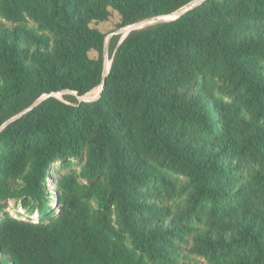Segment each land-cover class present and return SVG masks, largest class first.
<instances>
[{
  "label": "trees",
  "instance_id": "1",
  "mask_svg": "<svg viewBox=\"0 0 264 264\" xmlns=\"http://www.w3.org/2000/svg\"><path fill=\"white\" fill-rule=\"evenodd\" d=\"M193 1L0 0V129L71 92L0 131V264H264V0L114 35L104 76Z\"/></svg>",
  "mask_w": 264,
  "mask_h": 264
},
{
  "label": "water",
  "instance_id": "2",
  "mask_svg": "<svg viewBox=\"0 0 264 264\" xmlns=\"http://www.w3.org/2000/svg\"><path fill=\"white\" fill-rule=\"evenodd\" d=\"M206 0H194L193 2H191L184 10H182L181 12H177L173 15H175V18L173 19H164L165 17H159V18H155V19H150V20H146V21H143V22H140L138 24H135L129 28H126V30L124 31V34L125 36L122 38L121 42L122 43L125 38L133 31H136V30H140V29H143L145 27H148V26H151V25H155V24H160V23H165V22H169V21H174V20H177L179 19L180 17H182L184 14L188 13V12H191L193 10H195L196 8L200 7ZM172 16V15H171ZM168 17V16H167ZM121 34L122 35V32L121 31H117L115 32L114 34H112L111 36L108 37L107 39V42H106V48H105V53H104V64H105V68L107 66V63H108V60H109V43H110V39L111 37H113L114 35H119ZM111 62V65H112V60L110 61ZM111 67V66H110ZM110 70V69H109ZM109 74V72L107 73V75L104 73V76L107 77ZM104 86H105V82L100 86L99 88V94L98 96L93 99V100H85V97H79V100L81 102L83 101H96L98 100L101 95H102V92L104 90ZM71 92L70 91H65V92H62L61 95H64V94H70ZM75 95H77V93H73ZM56 97L58 95H46L44 97H42L40 100H38L36 103H34L31 107H29L28 109L24 110L23 112H21L19 115L13 117L11 120H9L6 124H4V126L0 129V131L2 129H4L5 127H7L9 124L13 123L14 121L22 118L23 116H25L26 114H28L29 112H31L32 110H34L38 105H40L45 99L49 98V97Z\"/></svg>",
  "mask_w": 264,
  "mask_h": 264
},
{
  "label": "rangeland",
  "instance_id": "3",
  "mask_svg": "<svg viewBox=\"0 0 264 264\" xmlns=\"http://www.w3.org/2000/svg\"><path fill=\"white\" fill-rule=\"evenodd\" d=\"M119 23V17L116 13H113V17L111 18L110 22L105 23V24H99V25H93V27L99 29L100 31H102L103 33H111L114 32L116 30L117 24ZM126 29L120 30L122 32V38L125 36L124 31ZM61 95H58V97H60ZM98 96V91H95L87 96H85V100H93ZM78 168V167H77ZM76 168V169H77ZM55 170H57L55 172L54 177H59V176H63L65 174H68L70 170H65L61 167L60 164L56 165ZM49 190H51L52 192H54L55 187L54 185L51 184L48 186ZM11 216H14L16 218H23L24 220H32L34 222H38L39 218L35 215L30 216L26 210H24L21 206L16 205L15 202L10 201L8 203V208L6 210Z\"/></svg>",
  "mask_w": 264,
  "mask_h": 264
},
{
  "label": "bare ground",
  "instance_id": "4",
  "mask_svg": "<svg viewBox=\"0 0 264 264\" xmlns=\"http://www.w3.org/2000/svg\"><path fill=\"white\" fill-rule=\"evenodd\" d=\"M173 18H175V15L165 17L164 19L169 20V19H173ZM110 66H111V63H110V60H108L107 66H106V68H105V74H106V75H107V73L109 72ZM98 94H99V91H98Z\"/></svg>",
  "mask_w": 264,
  "mask_h": 264
}]
</instances>
